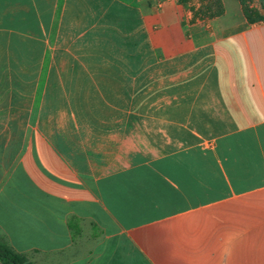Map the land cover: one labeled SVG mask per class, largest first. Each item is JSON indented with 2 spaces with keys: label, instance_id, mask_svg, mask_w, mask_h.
<instances>
[{
  "label": "crops",
  "instance_id": "1",
  "mask_svg": "<svg viewBox=\"0 0 264 264\" xmlns=\"http://www.w3.org/2000/svg\"><path fill=\"white\" fill-rule=\"evenodd\" d=\"M7 4L38 5L57 45L118 15L128 81L107 85L130 104L119 125L55 142L0 124V236L33 264H264V21L240 0L207 19L179 0Z\"/></svg>",
  "mask_w": 264,
  "mask_h": 264
},
{
  "label": "rangeland",
  "instance_id": "2",
  "mask_svg": "<svg viewBox=\"0 0 264 264\" xmlns=\"http://www.w3.org/2000/svg\"><path fill=\"white\" fill-rule=\"evenodd\" d=\"M8 1L0 0V114L10 109L15 111V117H0V124L14 127L16 142H38L41 135L55 142L59 136L55 133L57 129L72 126L119 125L124 119L116 115L130 103L120 102L119 98L124 96L118 91L119 87L107 83L110 78L120 76L128 81L124 74L128 71L118 69L120 62L127 61L120 49L127 48L129 43L126 44L127 39L121 35L120 17L113 15L88 37H78L70 42L62 38L63 42L57 45L61 38H55L56 27L47 30L38 18V5H29L23 8V13L14 16V6L7 4ZM192 4L196 8L200 6L197 0ZM247 4L249 9L264 16V0H247ZM67 25L69 23L62 24V34L70 30ZM80 25L83 27V23ZM63 47L65 52H56ZM42 57L44 63L40 64ZM113 63L117 69L109 68ZM105 65H108L106 69ZM9 78L15 79L14 85L7 86ZM87 79H95L100 84L106 82L92 86L81 84ZM134 88L135 85H128V91ZM107 111H113V115L105 116ZM29 125L32 133H23ZM0 137L2 139L4 134ZM0 243L9 244L4 236H0Z\"/></svg>",
  "mask_w": 264,
  "mask_h": 264
},
{
  "label": "trees",
  "instance_id": "3",
  "mask_svg": "<svg viewBox=\"0 0 264 264\" xmlns=\"http://www.w3.org/2000/svg\"><path fill=\"white\" fill-rule=\"evenodd\" d=\"M184 6H190L195 19H207L220 17L225 9L223 0H197L200 6L196 8L192 2L195 0H179ZM243 4L244 14L250 23L264 21V16L258 11L249 9L247 0H240ZM0 261L3 264H33L26 255L17 252L9 244L0 243Z\"/></svg>",
  "mask_w": 264,
  "mask_h": 264
}]
</instances>
